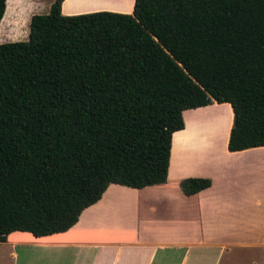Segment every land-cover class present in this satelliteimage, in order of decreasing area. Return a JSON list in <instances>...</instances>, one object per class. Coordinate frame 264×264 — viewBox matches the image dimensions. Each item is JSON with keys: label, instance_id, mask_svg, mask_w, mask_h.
Here are the masks:
<instances>
[{"label": "trees", "instance_id": "1", "mask_svg": "<svg viewBox=\"0 0 264 264\" xmlns=\"http://www.w3.org/2000/svg\"><path fill=\"white\" fill-rule=\"evenodd\" d=\"M64 1L31 17L28 40L0 44V243L68 231L110 185L165 184L186 110L228 103V150L264 147V0H134L132 14L75 16Z\"/></svg>", "mask_w": 264, "mask_h": 264}, {"label": "crops", "instance_id": "2", "mask_svg": "<svg viewBox=\"0 0 264 264\" xmlns=\"http://www.w3.org/2000/svg\"><path fill=\"white\" fill-rule=\"evenodd\" d=\"M54 1L30 9L25 34L0 44L28 40L31 17L49 12ZM66 1L64 16L132 14L134 8L130 0L125 9L72 3L65 11ZM14 15L16 23L18 10ZM233 120L228 103L184 111L165 184L140 190L110 185L64 233L36 238L13 232L0 243V264H264V147L230 152ZM186 178L212 185L184 196L179 183Z\"/></svg>", "mask_w": 264, "mask_h": 264}, {"label": "rangeland", "instance_id": "3", "mask_svg": "<svg viewBox=\"0 0 264 264\" xmlns=\"http://www.w3.org/2000/svg\"><path fill=\"white\" fill-rule=\"evenodd\" d=\"M51 1L52 0H8L7 12L0 28V40H14L18 37H21V35H24L26 19L27 15L30 13V9L34 8V10L37 11L38 9L42 8L43 3L47 4ZM129 1L130 0H67L64 4V10L66 11L70 9L72 3L76 4L78 6V9L89 8L91 4L94 6H108L114 9H125L124 3H129ZM16 10H18V12L20 13L19 18L21 19H19L18 22L15 23L16 18L14 15V11ZM47 13L48 11L43 14ZM214 116H206L204 117V119H212V117Z\"/></svg>", "mask_w": 264, "mask_h": 264}]
</instances>
